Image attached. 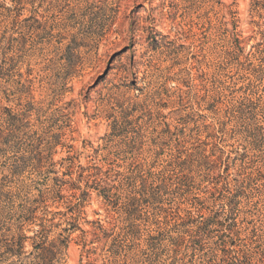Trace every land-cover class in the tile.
I'll use <instances>...</instances> for the list:
<instances>
[{
	"label": "rangeland",
	"instance_id": "1",
	"mask_svg": "<svg viewBox=\"0 0 264 264\" xmlns=\"http://www.w3.org/2000/svg\"><path fill=\"white\" fill-rule=\"evenodd\" d=\"M35 235L51 264H264V0H0V264Z\"/></svg>",
	"mask_w": 264,
	"mask_h": 264
},
{
	"label": "trees",
	"instance_id": "2",
	"mask_svg": "<svg viewBox=\"0 0 264 264\" xmlns=\"http://www.w3.org/2000/svg\"><path fill=\"white\" fill-rule=\"evenodd\" d=\"M221 213H222V211H221ZM219 214H220V212L217 215H219ZM218 217H221V216L219 215L215 219L217 224L219 221ZM210 222H211V219H209V218L206 219L205 221H202L200 224H198L196 226L197 231L198 232L206 231L208 229V225ZM96 229L101 230L104 238L107 237V235H108V231H107L108 229L107 228H104L101 224H98ZM81 231L83 232V230H81ZM92 234L95 235V229L92 232ZM35 236L39 237V239L37 242H34V244H32L33 249L31 252H29V254H33L32 252H35L34 253L35 260L33 262H31L30 264H51L52 261L55 259V256L57 253V250H55L56 243L54 241H52V242L46 244V242L42 238H40V236H37V235H35ZM67 239L68 238L65 237L64 240H62V243L64 246L67 245V241H68ZM5 250L10 256H12L16 259H19V258H21V256L23 254H26L23 251L21 239H18L17 241H15L14 243H11V244L7 243L5 246ZM226 251H227V249H226L225 245L223 244V247H222L223 254H225Z\"/></svg>",
	"mask_w": 264,
	"mask_h": 264
}]
</instances>
